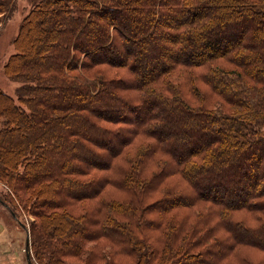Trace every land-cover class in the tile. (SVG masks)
<instances>
[{"label": "trees", "instance_id": "trees-1", "mask_svg": "<svg viewBox=\"0 0 264 264\" xmlns=\"http://www.w3.org/2000/svg\"><path fill=\"white\" fill-rule=\"evenodd\" d=\"M12 44L3 72L21 84L17 100L0 89V181L40 220L37 260L65 264L96 237L131 264H250L241 247L264 253V0H32ZM137 137L136 154L117 162ZM91 170L109 172L81 176ZM107 184L125 196L99 198ZM200 202L205 229L166 216ZM148 225L155 246L138 234Z\"/></svg>", "mask_w": 264, "mask_h": 264}, {"label": "rangeland", "instance_id": "rangeland-1", "mask_svg": "<svg viewBox=\"0 0 264 264\" xmlns=\"http://www.w3.org/2000/svg\"><path fill=\"white\" fill-rule=\"evenodd\" d=\"M32 4V0H13L7 11L0 13V89L7 94L11 95L16 99V89L20 86L21 82L17 79H12L6 76L3 72V64L8 58L10 54H12L15 50L12 44L13 38L15 37L19 24L23 18V16L28 12ZM157 41V40H156ZM219 66L231 70L234 68L232 64L220 59L217 61ZM95 72H103L107 74L109 77H124L128 75V71L126 68H112L111 66H97L94 70ZM199 86L206 90L205 85L201 83ZM185 92V96L187 94L192 96V90L190 87H187L186 84L182 87ZM79 100L76 99V102ZM85 101V99H84ZM194 101V99H193ZM219 103H221L219 101ZM143 138L137 137L135 141H133L130 145L126 147L122 156L117 157V162L124 163L125 159L122 157H132L136 154L137 149L143 144ZM1 164V162H0ZM109 170H91L86 175H81L83 177L106 174ZM170 186L175 190H186L185 184H177V179L173 178L170 181ZM189 188V187H187ZM20 195V197H18ZM160 195L159 192H156L152 196V200L157 198ZM125 195L120 190V188L107 184L99 193V198L103 197L104 199H113L117 198L121 200ZM151 200V196L149 197ZM4 200V201H3ZM25 200L26 194L24 191H19V194L14 197L8 186L0 181V264H42V262L35 258L34 256V246L32 243H40L43 242L42 238L47 237L46 234H38L37 231L40 225V220L36 218L33 214L25 213L23 209H25ZM100 199H85L82 202L75 201L69 207L70 211L73 214H78V212L87 211L92 207V205L98 204ZM114 200V199H113ZM32 201V197L30 198V203ZM32 204V203H31ZM24 206V207H23ZM23 207V209H22ZM209 209V204L205 202H200L194 206L188 207H177L173 210L168 216L171 222L177 223V225L184 222L186 225L194 224V226H201L203 229L205 227L200 223L201 214H207V210ZM244 212H236L235 215L242 216ZM149 221L159 216L155 211L154 215H148ZM183 220V221H180ZM46 221V220H45ZM214 220L209 221L207 224L210 225ZM46 226L42 220V223ZM192 226V227H194ZM43 227V226H42ZM207 228V227H206ZM44 229V228H43ZM197 234L201 233L202 230L199 228ZM46 230V229H45ZM159 231L156 230L155 227L148 225L145 229H141L138 231L140 236H144L142 238L145 239V243L147 246H155L156 241L155 238ZM219 236H224L225 232L222 230H218ZM211 238L208 239L207 244L203 246V248H208L210 246ZM120 249L122 247L118 245ZM84 254L79 256L66 255L61 256L63 262L65 264H113L114 261L119 264H131L133 259L125 258L118 253L117 245L113 244L110 239H106L104 237H96L95 239H89L83 241ZM244 252L247 254L246 258L249 260L250 264H264V253L261 251H257L253 248L241 247ZM39 249V247H38ZM211 250V249H209ZM96 254L97 258L90 260L88 257L94 256ZM90 255V256H89ZM46 255H43L45 258ZM59 256V255H57ZM227 256L223 257L226 258ZM222 258V259H223ZM222 259H218L214 264H225L226 261ZM233 264H238L236 259ZM240 264V263H239Z\"/></svg>", "mask_w": 264, "mask_h": 264}]
</instances>
